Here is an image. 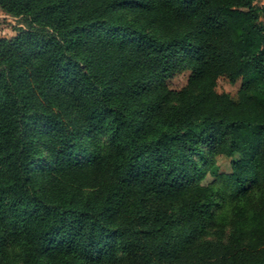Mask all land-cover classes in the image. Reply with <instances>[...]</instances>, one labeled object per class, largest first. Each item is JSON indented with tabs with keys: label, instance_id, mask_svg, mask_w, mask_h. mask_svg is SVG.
<instances>
[{
	"label": "trees",
	"instance_id": "1",
	"mask_svg": "<svg viewBox=\"0 0 264 264\" xmlns=\"http://www.w3.org/2000/svg\"><path fill=\"white\" fill-rule=\"evenodd\" d=\"M0 10L18 25L0 38V264H264V7ZM183 71L201 84L172 101L166 82ZM221 77L242 80L237 103L216 92ZM75 170L100 186H62Z\"/></svg>",
	"mask_w": 264,
	"mask_h": 264
},
{
	"label": "rangeland",
	"instance_id": "2",
	"mask_svg": "<svg viewBox=\"0 0 264 264\" xmlns=\"http://www.w3.org/2000/svg\"><path fill=\"white\" fill-rule=\"evenodd\" d=\"M254 5L258 8L264 7V0H254ZM123 16L128 19L139 20V14H135L129 11H123ZM259 22L264 26V13L260 15ZM18 26L17 21L4 14L0 10V38H10L15 35L14 27ZM201 81H191L190 73L187 71L177 73L172 79L166 82V89L171 93L172 101L176 100L179 96V92L188 88L190 90H198ZM243 82L241 79L237 80L235 83H230L226 78H218L216 80V92L219 94H226L229 98L237 103L239 100V92L242 88ZM216 165L219 167L221 172H230V158L220 156L216 160ZM102 177L89 171V170H75L69 175H63L62 186L65 188H77L79 192L95 190V188L100 186ZM213 179L211 177H206L203 184L211 182Z\"/></svg>",
	"mask_w": 264,
	"mask_h": 264
}]
</instances>
